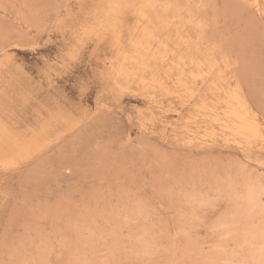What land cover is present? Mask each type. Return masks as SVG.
Here are the masks:
<instances>
[{"label":"rangeland","instance_id":"obj_1","mask_svg":"<svg viewBox=\"0 0 264 264\" xmlns=\"http://www.w3.org/2000/svg\"><path fill=\"white\" fill-rule=\"evenodd\" d=\"M0 264H264V0H0Z\"/></svg>","mask_w":264,"mask_h":264},{"label":"bare ground","instance_id":"obj_2","mask_svg":"<svg viewBox=\"0 0 264 264\" xmlns=\"http://www.w3.org/2000/svg\"><path fill=\"white\" fill-rule=\"evenodd\" d=\"M116 6V5H115ZM118 6V5H117ZM126 6V5H125ZM119 8V7H118ZM114 10V9H113ZM113 12V11H112ZM116 13V12H115ZM119 14V13H118ZM115 15V14H114Z\"/></svg>","mask_w":264,"mask_h":264}]
</instances>
